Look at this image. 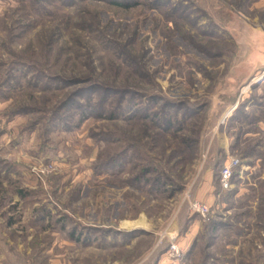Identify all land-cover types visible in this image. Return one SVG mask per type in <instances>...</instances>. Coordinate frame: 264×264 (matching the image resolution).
Segmentation results:
<instances>
[{"label":"rangeland","instance_id":"rangeland-1","mask_svg":"<svg viewBox=\"0 0 264 264\" xmlns=\"http://www.w3.org/2000/svg\"><path fill=\"white\" fill-rule=\"evenodd\" d=\"M256 64L264 0H0V264H264Z\"/></svg>","mask_w":264,"mask_h":264},{"label":"crops","instance_id":"crops-1","mask_svg":"<svg viewBox=\"0 0 264 264\" xmlns=\"http://www.w3.org/2000/svg\"><path fill=\"white\" fill-rule=\"evenodd\" d=\"M237 169H235V170H237ZM241 173H243L242 169H241ZM205 175H206V176H204L205 177V179H204L205 181H203L201 183V185H202L201 187L202 188H201V190L199 192H197V195L195 196V198L197 200H199L201 202H204L207 205H209L210 208H212L214 211H220L225 206V204L222 202L223 199L218 198L219 195L216 197L215 186L212 183L211 171H206ZM233 178H234V176H233ZM233 178H232V181H231V187L230 188H232L234 186ZM241 178L243 179V177H241ZM237 196H238V193H236L234 195V197H237ZM213 227L217 228L218 225H213L212 228ZM250 227H253L252 224L250 225ZM200 230H201L200 223L195 222L191 227H189V229H188V231L186 232L185 235H187L188 238L190 237V235H192L191 236L192 238H195L196 234ZM173 234H174V236L172 237V239H175L177 237V232L175 231ZM248 241H252V240H250L249 237H248V239H246L245 241H242L243 242L242 244L245 245ZM258 246H260V245H258ZM239 247H240L239 244L230 246V248H233V250H237V249H239ZM244 261H245L246 264H249L250 261H251L250 260V256H247V259H245Z\"/></svg>","mask_w":264,"mask_h":264},{"label":"built area","instance_id":"built-area-1","mask_svg":"<svg viewBox=\"0 0 264 264\" xmlns=\"http://www.w3.org/2000/svg\"><path fill=\"white\" fill-rule=\"evenodd\" d=\"M239 166H240V161L237 158H230L226 163H224V165L220 169L219 177H218L219 178L218 182L221 191H226L230 189L231 181L233 178V172ZM190 207L194 212H196L202 218H206L210 213V207L207 204L200 201H193ZM179 251H180L179 248H177L175 244L170 245L171 255L178 256Z\"/></svg>","mask_w":264,"mask_h":264},{"label":"water","instance_id":"water-1","mask_svg":"<svg viewBox=\"0 0 264 264\" xmlns=\"http://www.w3.org/2000/svg\"><path fill=\"white\" fill-rule=\"evenodd\" d=\"M258 68L264 69V64H261L260 66L257 64L255 66H252L251 74ZM251 74L249 73L248 79L244 81L243 83H241L240 85H243V84L245 85L248 82V80H250Z\"/></svg>","mask_w":264,"mask_h":264},{"label":"trees","instance_id":"trees-1","mask_svg":"<svg viewBox=\"0 0 264 264\" xmlns=\"http://www.w3.org/2000/svg\"><path fill=\"white\" fill-rule=\"evenodd\" d=\"M115 3H117V4L121 5V6H124V7L130 5L127 1H124V2H115ZM234 174H235V170H234V172H233V176H234Z\"/></svg>","mask_w":264,"mask_h":264},{"label":"bare ground","instance_id":"bare-ground-1","mask_svg":"<svg viewBox=\"0 0 264 264\" xmlns=\"http://www.w3.org/2000/svg\"><path fill=\"white\" fill-rule=\"evenodd\" d=\"M129 224V223H128Z\"/></svg>","mask_w":264,"mask_h":264}]
</instances>
